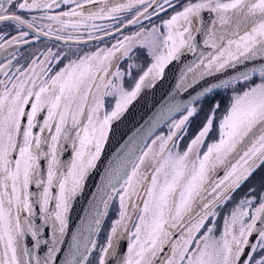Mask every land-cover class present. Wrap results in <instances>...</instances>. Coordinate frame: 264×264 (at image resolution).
Wrapping results in <instances>:
<instances>
[{"label":"snow or ice","instance_id":"obj_1","mask_svg":"<svg viewBox=\"0 0 264 264\" xmlns=\"http://www.w3.org/2000/svg\"><path fill=\"white\" fill-rule=\"evenodd\" d=\"M179 3L0 0V33L17 32L5 41L9 45L28 44L30 34L34 40L54 37L75 45L115 39L90 52L49 48L43 59L33 58L15 72L9 70L11 60L0 65L5 77L0 79V264H56L69 231L72 200L83 190L113 122L143 88L163 78L173 61L186 53L197 56L181 69L177 87L186 88L246 61H264V0H187L176 11ZM61 5L68 10L55 11ZM168 8L174 14L160 25L143 26L144 20L151 22ZM132 10L135 15L125 20L122 14ZM204 12L214 14L208 23L203 22ZM136 25L138 31L116 38ZM198 35L206 51L199 50ZM142 55L150 60L146 68L136 62ZM65 60L53 72V62ZM121 60L126 67L120 66ZM257 75L260 82L252 83ZM241 82L245 87L238 91L235 85ZM219 90L231 91L223 114L217 117L221 102H212L183 152H173L169 144L176 146L183 138L203 104H173L170 112L186 114L173 120L166 136L157 137L146 150L124 146V155L117 156L102 178L105 211L93 210L87 223L71 234L60 264H92L94 252L95 264H264V173L227 209L233 195L264 169V63L205 86L194 99L211 100ZM214 129L218 137L201 152ZM69 143L72 157L63 162L60 154ZM220 168L224 175L217 179ZM113 194L119 200L117 218L98 244L95 236ZM49 228L50 238H45ZM26 235L33 242L31 250L24 244ZM125 239L126 251H120ZM41 246L46 249L43 256L37 254Z\"/></svg>","mask_w":264,"mask_h":264},{"label":"water","instance_id":"obj_2","mask_svg":"<svg viewBox=\"0 0 264 264\" xmlns=\"http://www.w3.org/2000/svg\"><path fill=\"white\" fill-rule=\"evenodd\" d=\"M202 16L204 23H208L213 18V14L208 12H204ZM197 40L199 50L206 51L199 35ZM196 59V55L186 53L181 60L173 61L165 69L163 78L157 80L152 87L143 88L121 118L113 122L108 140L104 144L95 167L90 170L84 182L83 190L72 200L69 212V231L65 235L66 242L61 245L62 252L58 253L56 264H60L64 260V254L68 252V242L71 240V234L87 223L90 213L93 210L99 213L104 211L101 203V187L105 181L102 178L105 177L110 167L115 166L117 156L124 155L126 150L124 146L133 150H135L134 146L142 148L151 134L179 112L169 111L173 104H192L197 100L194 99L197 97V93L202 91L205 86L217 83L220 79H231L239 72L252 67L258 68L264 63L260 58L254 61H246L234 69H227L223 73L205 77L191 88L185 87L180 90L177 85L180 81L181 69ZM117 187H119V184H117ZM93 206H95V209H93ZM126 245L127 239L121 242L120 251H125Z\"/></svg>","mask_w":264,"mask_h":264},{"label":"flooded vegetation","instance_id":"obj_3","mask_svg":"<svg viewBox=\"0 0 264 264\" xmlns=\"http://www.w3.org/2000/svg\"><path fill=\"white\" fill-rule=\"evenodd\" d=\"M126 2V0H125ZM187 0H180V3L176 5V11L180 10V7L183 3H186ZM93 7L92 5H87L86 8H91ZM167 7V6H165ZM69 8V6L66 5H61V8L56 9L55 11H67ZM149 11L151 12V9H149ZM173 13V9L168 8L167 12H161L159 17L153 16L151 22H149L148 20H144L143 21V26L146 28H150L152 26V24H156V25H160L161 22L165 19H168ZM124 19H131L133 15H135V10L129 11L127 13L122 14ZM214 16V14H213ZM46 23V22H45ZM95 23L97 24H108L111 23L110 21L104 20V21H100L97 20L95 21ZM139 25L136 26H129L127 28H124L122 33H117L116 34V38H120L122 39L124 35H129L132 32L138 31L139 30ZM163 30V29H162ZM4 35V39L0 40V43L4 44V49H0V65H7L8 61H12V64L10 66V71L11 72H15L16 69L18 67L24 66L27 67V65L31 62V60L33 58H39V59H43V55L42 53L46 52L49 48L52 49L53 52H68L69 48L71 47L72 51H82V52H90V51H94L96 47H105V46H110L112 43H115V39L113 37H105L103 39V41H90L87 44H79V45H75L72 44L71 42H69L68 44H65L64 41H57L55 40L54 37H43L41 36L39 40H34L31 37V34L28 38L29 39V43L28 44H24L23 42H19V43H15V44H7L5 43V41L10 40L12 35H17V32L15 30L12 29H4L2 33ZM203 44V43H202ZM13 57H15V59H13ZM74 58V57H73ZM259 58V57H258ZM68 61L65 60L63 61V63L57 65L55 62H53L52 65V70L57 71L59 70V68L63 67L64 64H66ZM139 64H142L145 68L147 67V65L150 63V60L145 57V56H141L140 59L138 61H136ZM120 66L126 67V63L124 60H121L120 62ZM138 74L134 72V75ZM5 77L3 76L2 73H0V79H4ZM255 79V77H253V80ZM131 81H127V83H129ZM178 84H181V80L179 81ZM185 88V87H184ZM183 89V88H182ZM109 99V98H108ZM200 100V99H198ZM197 101V100H196ZM195 101V102H196ZM194 102V103H195ZM193 103V104H194ZM26 110H30V108L26 109ZM181 111L178 112L175 116H173L171 119H169L165 124H163L160 128L168 125V124H172L173 120H176V118L180 115ZM159 128V129H160ZM37 131V130H34ZM45 135H47V133H45ZM153 135V134H152ZM150 136L149 139L147 140L145 146L147 145L148 141H150L152 139V137L154 136ZM176 146H173L172 143L170 142L169 144V148H171V150L173 152L176 151H180L183 152L186 149V143L185 145H183V147H181V145L178 143V140H176ZM45 150H46V146ZM206 150V149H204ZM203 150V151H204ZM72 146L71 144H65L63 147V150L61 151L60 154V159L63 162H67L71 159L72 157ZM42 170H45V174H46V162L42 161ZM152 169L149 168L148 172L149 174L151 173ZM224 175V170L223 168H220L217 170L216 172V178H220ZM251 185H247V188L245 190H242V187L233 195V198L236 199H240L241 197H243L245 195V193H247L248 188ZM31 191H36L35 186H32L30 188ZM141 195H143L141 193ZM134 202L136 204L139 205L140 208L143 207L142 203H140L139 200H134ZM130 213L135 217L136 215H138V213L135 210L130 209ZM22 215H26V213L22 214ZM37 223H41L37 217ZM217 235H219V232L216 233ZM51 235V230L46 229V233H45V238H50ZM175 238V237H174ZM255 242V241H254ZM32 241H31V237L30 235H26L25 239H24V244L26 247H29V249L31 250V246H32ZM45 247L41 246V249L38 251V255L43 256L44 252H45ZM126 251V249H125ZM165 255L167 254V252L164 253Z\"/></svg>","mask_w":264,"mask_h":264},{"label":"rangeland","instance_id":"obj_4","mask_svg":"<svg viewBox=\"0 0 264 264\" xmlns=\"http://www.w3.org/2000/svg\"><path fill=\"white\" fill-rule=\"evenodd\" d=\"M192 74L189 73L187 76V79L190 80L191 79ZM255 79L252 80V83H259L260 79L259 76H254ZM129 85L131 84V82L128 83ZM236 89L239 90H243V88L245 87V84L243 82H241L240 84L235 85ZM180 89L184 88V87H179ZM231 96V91H227L225 92L224 90H219L212 98L211 100H197L194 105L199 107L201 104H203V111H201L199 113L198 116L192 118L191 124L188 126V130L186 134H182L183 138L182 139H178V143L181 145V147H183V145L186 146L189 144L190 140L194 137V135L197 133L198 129L201 127L202 122L204 120L205 114L207 113L209 107L211 106V103L214 101H220L221 102V107L219 112L217 113V117L219 118V116H221L224 112L225 107L228 104L229 101V97ZM109 102H112L111 98L108 99ZM186 114L185 112H181L180 115L176 118V120H179L181 118L182 115ZM171 124H168L160 129H158L152 136V139L150 141H148L146 146L152 145V141L156 140L157 137L161 136V135H167L169 132V128H170ZM218 137V132L216 129H214L212 131V133L209 135V137L206 138L205 140V145L201 148V152L206 149V145L208 143H211L213 140H215ZM159 141L157 140V144H156V148L158 149L159 147ZM146 146L143 147V149L146 150ZM261 173H264V169H261L260 172L257 174L256 177H254L251 181H249L247 184L242 186V190H245L247 188V185H252V184H257L258 180H259V175ZM113 200L109 203V207L107 209V215L102 217V223H101V227H100V232L98 235L95 236V239L97 240L98 244L103 243L109 230H110V226H111V222L116 219V213L118 211V205H119V200L118 197L115 196V194H113ZM239 200L238 199H232L228 205H227V209H230L233 207V205ZM226 208H221L220 212L222 214L226 213L227 211ZM105 211V210H104ZM103 211V212H104ZM131 214V213H130ZM95 256L96 253L94 252L93 255L90 257V260L92 261V264H95Z\"/></svg>","mask_w":264,"mask_h":264}]
</instances>
